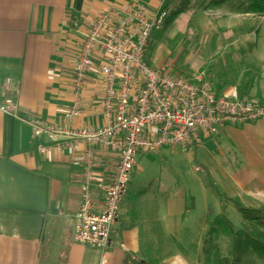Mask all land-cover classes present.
Instances as JSON below:
<instances>
[{
	"label": "crops",
	"instance_id": "obj_1",
	"mask_svg": "<svg viewBox=\"0 0 264 264\" xmlns=\"http://www.w3.org/2000/svg\"><path fill=\"white\" fill-rule=\"evenodd\" d=\"M134 2L151 11L161 4L166 13L161 29L168 26V31L177 22L195 21L193 16H225L235 11L240 0H0V104L8 78L17 103L13 113L0 111V264H205L207 246L223 231L217 229L215 218L224 215L234 229L244 224L229 199L246 207L264 208L261 120L204 136L192 150L164 146L146 153L161 155V162H169L165 175L181 183L171 188L161 181L155 199L151 189L137 202L130 201L126 193L112 237L116 244L124 243L127 252L116 247L103 253L74 242L85 149H58L48 135L34 137L32 124L105 125L100 77L92 73L84 92L77 95L73 65L91 22L104 12L117 16ZM163 43L159 52L164 55L157 57L158 63L174 69ZM155 61L154 52L150 66L162 67ZM76 101L78 115L70 120L68 113ZM40 145L48 149L44 154ZM91 149L94 183L109 180L116 155L97 145ZM144 170L137 160L134 172L143 174ZM200 172L206 180L198 177ZM94 198L101 203L102 195L96 189ZM222 234L224 239L229 237L224 231ZM187 245L193 247L192 253L184 249Z\"/></svg>",
	"mask_w": 264,
	"mask_h": 264
},
{
	"label": "built area",
	"instance_id": "obj_2",
	"mask_svg": "<svg viewBox=\"0 0 264 264\" xmlns=\"http://www.w3.org/2000/svg\"><path fill=\"white\" fill-rule=\"evenodd\" d=\"M151 11L140 2L129 3L121 13H100L83 35L73 65L76 94L84 92L86 80L98 75L103 83L100 100L105 125L100 128L59 127L32 124L33 136L46 134L58 149L73 152L84 147L80 174V205L74 215V242L105 253L124 243H115L112 230L120 219L140 151L155 153L164 146L192 150L202 137L216 135L229 126L264 121V103L243 100L236 93H217L201 76L187 77L167 67L147 63V47L153 31L160 30L166 13L161 4ZM115 19H114V18ZM0 111L13 113L17 103L11 79L4 84ZM76 101L69 111L78 115ZM97 145L113 152L117 161L107 181L94 183V155ZM44 154L48 149L38 147ZM102 195L96 203L94 190ZM104 262L102 261L101 264Z\"/></svg>",
	"mask_w": 264,
	"mask_h": 264
},
{
	"label": "rangeland",
	"instance_id": "obj_3",
	"mask_svg": "<svg viewBox=\"0 0 264 264\" xmlns=\"http://www.w3.org/2000/svg\"><path fill=\"white\" fill-rule=\"evenodd\" d=\"M246 1L240 0L239 6L234 9L236 12L228 11L225 16L203 14L193 16L196 19L193 22H177L168 31V26L165 29L163 27L164 30L161 29L159 34L154 33L149 40L147 63L153 66L151 63L155 52V63L165 65V62L158 63L157 60V57L162 58L164 55L159 52L160 43L164 42L165 49L169 51L167 59L172 57L174 69L168 65L164 67L181 75L201 76L217 93L234 92L243 100L264 103V14L244 13ZM146 153L140 151L137 158L138 164L144 166L145 173L135 171L133 175L141 180H132V176L127 189L128 199L132 202H137L150 189L153 198L156 197L161 181L171 188L181 183V180L177 182L165 175L169 162H161V155ZM197 175L206 180L203 172ZM235 215L242 217L238 212ZM217 229L221 230L222 227L217 226ZM222 233L218 231L219 237L207 246L206 259L215 254L228 256L230 239H224ZM184 249L188 253L193 252L190 245ZM183 258L182 255L181 260ZM204 263L208 264L206 261ZM242 264H264V259L256 253H249Z\"/></svg>",
	"mask_w": 264,
	"mask_h": 264
},
{
	"label": "trees",
	"instance_id": "obj_4",
	"mask_svg": "<svg viewBox=\"0 0 264 264\" xmlns=\"http://www.w3.org/2000/svg\"><path fill=\"white\" fill-rule=\"evenodd\" d=\"M246 4L244 13L264 14V0H247ZM175 15L177 14L174 13ZM170 22L171 20H168L165 25L167 26ZM154 33L159 34V31H154ZM260 104H263V102H260ZM212 188L218 198L222 199L215 187L212 186ZM229 201L242 216L244 224L239 229H234L224 215L215 218L214 224L222 227L223 231L229 236L230 251L226 257L215 254L207 259V263L242 264L249 253H256L261 259H264V208L246 207L237 199H229ZM144 264L152 263L146 262Z\"/></svg>",
	"mask_w": 264,
	"mask_h": 264
}]
</instances>
